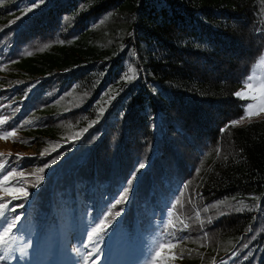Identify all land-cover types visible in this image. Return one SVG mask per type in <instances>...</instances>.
Masks as SVG:
<instances>
[{"label": "trees", "instance_id": "obj_1", "mask_svg": "<svg viewBox=\"0 0 264 264\" xmlns=\"http://www.w3.org/2000/svg\"><path fill=\"white\" fill-rule=\"evenodd\" d=\"M263 54L264 0H3L0 134L17 150L0 171L23 172L30 193L9 205H24L14 254L79 264L83 228L103 220L106 264L157 250L162 264H264L255 200L240 203L264 194V116L231 124ZM170 219L158 249L148 228Z\"/></svg>", "mask_w": 264, "mask_h": 264}, {"label": "snow or ice", "instance_id": "obj_2", "mask_svg": "<svg viewBox=\"0 0 264 264\" xmlns=\"http://www.w3.org/2000/svg\"><path fill=\"white\" fill-rule=\"evenodd\" d=\"M0 3H3V0H0ZM38 5H34L33 7H36ZM29 11H31V9H29ZM25 15H27V13H25ZM17 19H21V17H18ZM64 19H67V17H65ZM14 23V21H13ZM60 43H63V41H60ZM41 51H43V49H40ZM27 55H32L33 53L31 51H28L26 53ZM259 65L260 66H264V55H262L259 58ZM130 72H133L134 69H129ZM136 77L129 75L126 76L125 79L126 80H132ZM254 75H251L248 77V81H252L254 79ZM245 88L248 89V91H237L236 93H234V95L236 97H240V98H244V99H252V100H256L257 96L254 94V90L256 89V86L251 84V83H245ZM259 92H260V97L262 99V101H264V84L260 85L259 88ZM253 105L252 104H248L246 111H245V115L250 117L252 115H258L259 112H253ZM261 110H264V108H262ZM103 112V109H100V113ZM244 121V117H241L239 120H235L232 121L231 124L232 125H237V124H241ZM96 121H93L92 123L94 124ZM0 123H2V121H0ZM26 123L28 124H32L33 121H27ZM92 124L89 125V127H91ZM13 127H15V125H13ZM84 131H87V129H84ZM4 137H10L13 136L14 133L13 132H4L3 133ZM77 137H73V139H76ZM24 143H27V141H21ZM11 155V154H10ZM41 156H44L45 153L41 152L40 154ZM25 157L22 154H16L15 156V161L14 162H19L21 160H23ZM59 158V157H57ZM55 161H53L54 163ZM50 167V165L45 164L44 167L42 168H38L35 170L34 173H31L30 175H36L37 173L39 174H43L45 171V168ZM144 164L141 163L139 165V168H143ZM139 169H137L138 171ZM25 174L23 172H17L15 168H13L10 171H7V174H4L3 171H0V176H2V179H0V192L3 193V195L10 197V199L6 202H0V251L3 252V254H0V264H5V262L14 259L13 257V252L16 251V249L13 248V244L15 243L17 236L14 234V232L16 230H18V225L19 222L22 219L23 213H19L17 214V208H23L24 205L21 204H17V205H12L11 207L9 206L11 204L12 201L14 200H26L29 198L30 193L26 190L27 185H24L23 187L21 186L22 184H24V182L20 179H17V177H23ZM135 174H133V178H134ZM43 180V175H39L38 176V180H37V184H33L32 187H36L38 186L39 181ZM132 180L130 179L128 181V184L131 185ZM129 191V188H125L124 189V195H122L121 199L116 200V204H120L122 202V200L127 199V192ZM0 200H2V197H0ZM220 203H223V201H221ZM241 204H243V201L240 202ZM215 207V205L213 206ZM208 209L205 208V211H207ZM237 211H243L244 208H238L236 209ZM122 212V210H121ZM121 212H117L116 216H120ZM227 213H221V215H226ZM197 215H199V213H197ZM169 224H171V220H169ZM108 227H110L109 225H106L105 222L103 220H101L99 223L96 224V226L94 228L91 229V232L87 234V243L84 245L85 248L90 247L91 250L88 251L83 259H84V264H97V261L99 260V255L95 256V259H93L94 254H98L102 251V249L100 248V243L102 242V235L106 234ZM184 227H187V225H185ZM180 231H183V228L180 229ZM165 245L163 243L158 245V249H162L164 248ZM20 252H24L25 250L23 248L18 249ZM79 251V250H77ZM160 252L157 250L156 254L154 257H152V261H155L157 257H159ZM23 257H21L22 259Z\"/></svg>", "mask_w": 264, "mask_h": 264}, {"label": "rangeland", "instance_id": "obj_3", "mask_svg": "<svg viewBox=\"0 0 264 264\" xmlns=\"http://www.w3.org/2000/svg\"><path fill=\"white\" fill-rule=\"evenodd\" d=\"M119 16H121L120 14H118ZM117 17V19H116ZM122 19V17H121ZM123 20H121L122 22ZM104 28L106 27H110L112 30L115 28H118V26L120 25V21L118 20V16L117 15H111L109 14L106 18V21L104 23ZM264 55V54H263ZM254 75V79L252 81H248V78L245 80V82L242 83V85L239 87V89L237 91H248V89L245 88V83H251L253 85L256 86V89L254 90V94L257 96L256 100H252V99H244V98H240L239 99L243 100V106H244V121H248L257 117H262L264 116V110H261L262 108H264V101H262L261 97H260V92H259V88L261 84H264V66H260L259 65V59L256 61V63L252 66L249 76ZM248 76V77H249ZM248 104H252L253 105V109L252 111L255 112H259L258 115H252L250 117L245 115V111L247 108ZM11 137V136H10ZM8 147L10 150H8ZM15 146L12 143V141L10 140L9 137L5 138L3 134H0V156H3V152L5 151V153L7 152L9 154V158L14 157V155H10L9 152L14 151ZM17 150V149H15ZM25 151V150H24ZM27 151V150H26ZM2 179V178H1ZM17 179H20L24 182V184H22L21 186L23 187L24 185H26L27 181L26 178L24 177H17ZM3 196V193L0 192V197ZM248 199H250L249 201H247ZM251 200H255L254 203V210H255V214H256V220H259L261 223L264 224V194L260 197L258 195H246L242 198V201H245L247 204H252ZM1 201V200H0ZM171 220V219H170ZM172 221V220H171ZM141 224V223H140ZM169 224V221H168ZM145 225V224H144ZM150 227L148 228V231H157L156 233L158 234V245L163 243L164 245H166V242L169 239V235H171L173 233V230L170 229V227H172V223L169 224V226L167 227V230L164 233H161V226H155L156 223L151 224L150 223ZM178 227L180 228L177 224H174V228ZM94 228L93 226H87L84 227L83 230L85 229V232H91V229ZM142 228H140V232H141ZM139 233V232H138ZM67 235V233H66ZM122 237L126 238V234L122 235ZM152 237H154L153 235L148 236V241L152 239ZM110 242H113L112 239L110 240ZM87 243V240L84 241V245ZM139 244V243H138ZM136 244V245H138ZM67 246L70 250H73L74 252H76L77 254H79L80 248L76 249L74 244H71L69 241L67 243ZM163 249V248H162ZM91 248H85L83 247L82 249V253L78 255V263L79 264H84V255L90 251ZM103 252L98 253V254H94L93 259H95L96 255H99V260L97 261V264H106V259H107V254H108V246L102 247ZM0 254H3L2 251H0ZM50 255L48 254L47 257H49ZM13 257L14 259H11L7 262H5V264H41L42 261L40 260H32L31 258L28 257H23L22 255L19 254H14L13 252ZM21 257H23L21 259ZM37 258V257H35ZM110 259V263L111 264H134L131 262V260L129 258H125L123 259V262H118L115 258ZM228 260H225L224 262H227ZM43 264H54V259H46L45 263ZM148 264H162L161 260L159 258H157L155 261H152V259H148Z\"/></svg>", "mask_w": 264, "mask_h": 264}]
</instances>
